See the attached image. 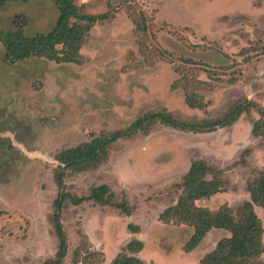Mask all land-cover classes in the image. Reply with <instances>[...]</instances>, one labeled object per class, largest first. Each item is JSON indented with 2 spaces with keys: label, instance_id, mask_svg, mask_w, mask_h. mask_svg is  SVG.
I'll return each instance as SVG.
<instances>
[{
  "label": "rangeland",
  "instance_id": "1",
  "mask_svg": "<svg viewBox=\"0 0 264 264\" xmlns=\"http://www.w3.org/2000/svg\"><path fill=\"white\" fill-rule=\"evenodd\" d=\"M76 3L83 15L108 14L91 28L81 64L43 57L11 63L0 43V264H42L57 255L61 151L129 128L154 111L197 124L222 118L245 100L264 108V0ZM58 16L53 0L11 1L0 7V31L48 33ZM192 98L205 107H190ZM261 118L254 108L211 132L157 122L116 142L99 166L67 172L63 264H111L131 255L126 247L135 240L144 245L137 254L144 264H201L230 233L212 229L188 251L193 228L160 216L176 204L178 185L198 160L223 170L228 181L226 191L198 204L236 209L250 201L249 184L264 170V135L252 133ZM104 184L115 201L134 208L132 215L72 202ZM254 211L264 227V209L254 205Z\"/></svg>",
  "mask_w": 264,
  "mask_h": 264
},
{
  "label": "trees",
  "instance_id": "2",
  "mask_svg": "<svg viewBox=\"0 0 264 264\" xmlns=\"http://www.w3.org/2000/svg\"><path fill=\"white\" fill-rule=\"evenodd\" d=\"M27 3L30 0H0V7L8 2ZM58 8L59 16L55 27L48 33H40L27 37L21 30L14 32L0 31V43L5 50V59L16 63L30 57H43L57 63L81 64V49L86 43L91 28L108 18V14L93 16L83 15L76 0H53ZM189 99L190 107L204 108L203 100ZM257 108L262 118L257 122L252 133L255 136L264 135V108L252 101L245 100L235 104L222 118L211 119L205 123H187L177 119L171 113L161 110L154 111L138 119L132 126L110 134H102L91 142L70 148L57 154L60 163L56 173V182L60 195L55 202V227L59 239L57 255L42 264H63L67 252V237L61 221L65 202L69 195L63 192L67 172H83L99 166L109 157V149L120 139L130 138L135 134L148 132L159 122L166 126L188 130L191 132H211L218 128L232 126L245 112ZM223 170L210 167L205 161L193 162L190 170L179 183L181 195L173 206L168 207L160 216L167 224L187 225L194 232L186 245L188 251L194 250L212 229L225 230L229 237L223 238L212 252L208 253L201 264H264L261 259L264 253V227L261 219L254 211V205L264 209V170L249 184L251 200L246 201L236 209L224 205L217 210L198 204L211 199L218 193L227 190L228 181L222 176ZM210 176L211 178H208ZM115 195L108 185H100L91 190L87 197L72 198L75 205L94 201L102 206L119 209L126 215H132L134 208L126 201H115ZM133 232L139 227L131 226ZM144 248L141 241L130 242L126 253L117 256L111 264H144L137 257Z\"/></svg>",
  "mask_w": 264,
  "mask_h": 264
}]
</instances>
